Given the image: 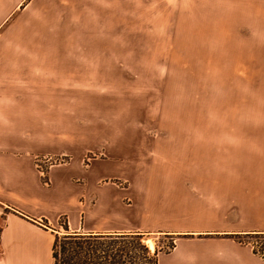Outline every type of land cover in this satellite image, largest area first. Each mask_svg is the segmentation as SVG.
Listing matches in <instances>:
<instances>
[{"label": "crops", "instance_id": "crops-1", "mask_svg": "<svg viewBox=\"0 0 264 264\" xmlns=\"http://www.w3.org/2000/svg\"><path fill=\"white\" fill-rule=\"evenodd\" d=\"M34 1L0 0V39L21 43L22 15ZM203 12L206 65L200 83L192 71L189 107L178 104L174 177L149 180V220L135 228L173 235L157 264H264L245 239L264 233V0H206ZM11 47L0 51V139L22 140L38 134L39 91L53 90V74L37 60L55 56ZM30 143L0 154V264H45L58 230L42 218L65 214L68 230L81 234L120 230L86 222L78 206L85 174L49 168L42 183Z\"/></svg>", "mask_w": 264, "mask_h": 264}, {"label": "rangeland", "instance_id": "rangeland-1", "mask_svg": "<svg viewBox=\"0 0 264 264\" xmlns=\"http://www.w3.org/2000/svg\"><path fill=\"white\" fill-rule=\"evenodd\" d=\"M205 3L35 0L22 15L21 43L0 39V51L12 46L55 56L37 60L39 66L44 63L40 72L53 74L54 81L53 90L39 91L40 105L33 108L39 117L37 136L0 139V154L17 153L31 140L42 183L49 182V168L61 177L85 174L87 195L78 206L86 222L138 235L139 245L127 239L136 255L141 244L149 251L146 256L174 244L172 234L135 227L149 220L142 211L149 180L174 177L178 104L179 110L189 107L192 71L195 67L200 83L198 70L206 65ZM45 157L49 160H36ZM4 213L0 209V228ZM67 213L73 216L72 209ZM62 215L40 222L63 233ZM245 239L256 251L264 250V233ZM50 263L48 245L45 264Z\"/></svg>", "mask_w": 264, "mask_h": 264}, {"label": "trees", "instance_id": "trees-1", "mask_svg": "<svg viewBox=\"0 0 264 264\" xmlns=\"http://www.w3.org/2000/svg\"><path fill=\"white\" fill-rule=\"evenodd\" d=\"M62 226L66 232L55 233L50 247L51 264H157V250L146 256L148 249L141 244L136 255L127 239L118 233L81 234L67 231V217L62 215Z\"/></svg>", "mask_w": 264, "mask_h": 264}, {"label": "built area", "instance_id": "built-area-1", "mask_svg": "<svg viewBox=\"0 0 264 264\" xmlns=\"http://www.w3.org/2000/svg\"><path fill=\"white\" fill-rule=\"evenodd\" d=\"M36 160H37V161L45 162V161L49 160V158H48V157L41 158V159L37 158ZM36 165H37L38 167H40V163H36ZM40 170L42 171V169H40ZM251 246L254 248V245H253V244H251ZM257 252H258L260 255L264 256V250H262V252H260V251L257 250Z\"/></svg>", "mask_w": 264, "mask_h": 264}]
</instances>
